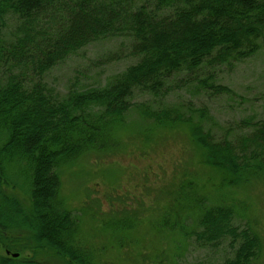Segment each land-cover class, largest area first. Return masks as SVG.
Listing matches in <instances>:
<instances>
[{
  "label": "trees",
  "instance_id": "trees-1",
  "mask_svg": "<svg viewBox=\"0 0 264 264\" xmlns=\"http://www.w3.org/2000/svg\"><path fill=\"white\" fill-rule=\"evenodd\" d=\"M263 37L264 0H0V264H101L81 242V220L60 195L61 169L86 151L111 148L112 129L132 107L160 127L187 124L203 162L220 171L221 187L264 174V121L241 122L246 133L216 137L204 129L206 110L196 122L183 108L133 102L136 92L167 97L180 74L244 60ZM110 38L131 41L130 55L139 61L103 86L64 95L49 88L45 78L56 65ZM14 162L26 165V187L9 175ZM201 212L192 232L198 245L226 241L235 250L221 264L258 258L260 238L235 224L233 206L204 205ZM49 258L55 261H42Z\"/></svg>",
  "mask_w": 264,
  "mask_h": 264
},
{
  "label": "rangeland",
  "instance_id": "rangeland-1",
  "mask_svg": "<svg viewBox=\"0 0 264 264\" xmlns=\"http://www.w3.org/2000/svg\"><path fill=\"white\" fill-rule=\"evenodd\" d=\"M131 43L123 38L93 43L56 65L45 81L59 95L70 88L103 86L139 61L130 55ZM257 43L258 50L244 60L176 76L165 98L136 92L134 105L183 108L196 114V122L206 110L204 129L216 137L226 131L246 133L238 129L241 122L264 121V37ZM203 82L230 92L202 88ZM138 109L132 107L124 124L112 129L111 148L86 151L61 169L60 195L79 216V237L96 261L221 264L234 257L233 247L226 241L200 247L192 232L204 205L227 204L235 209V224L250 227L260 238L259 256L251 264H264V174L238 187H221L220 171L203 162V151L187 124L160 127ZM2 139L0 133V147ZM26 171L23 162L9 165V175L24 187Z\"/></svg>",
  "mask_w": 264,
  "mask_h": 264
},
{
  "label": "water",
  "instance_id": "water-1",
  "mask_svg": "<svg viewBox=\"0 0 264 264\" xmlns=\"http://www.w3.org/2000/svg\"><path fill=\"white\" fill-rule=\"evenodd\" d=\"M6 254L12 256L13 258H18L19 255H20V254H18V253H12V252H10V251H6Z\"/></svg>",
  "mask_w": 264,
  "mask_h": 264
}]
</instances>
